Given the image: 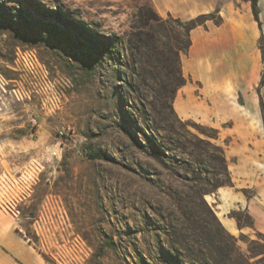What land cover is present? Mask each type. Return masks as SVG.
Masks as SVG:
<instances>
[{
    "label": "rangeland",
    "instance_id": "1",
    "mask_svg": "<svg viewBox=\"0 0 264 264\" xmlns=\"http://www.w3.org/2000/svg\"><path fill=\"white\" fill-rule=\"evenodd\" d=\"M182 1L0 0V264L16 252L44 264H264L249 251L264 231L237 227L231 211L249 217L229 186L201 194L223 175L195 135L223 149L229 139L182 127L167 107ZM18 48L44 71L15 70Z\"/></svg>",
    "mask_w": 264,
    "mask_h": 264
},
{
    "label": "crops",
    "instance_id": "2",
    "mask_svg": "<svg viewBox=\"0 0 264 264\" xmlns=\"http://www.w3.org/2000/svg\"><path fill=\"white\" fill-rule=\"evenodd\" d=\"M181 5L187 13L184 19L217 8L222 22L207 21L190 30L191 43L180 55L186 82L176 89L173 108L182 120L216 129L217 141L229 139L224 154L226 159H234L228 165L233 185L223 193L230 196L233 207L248 212L253 230L264 231V83L260 84L264 75L260 47L264 0H258L260 24L246 1L183 0ZM243 187L254 188L255 195L244 197L237 190ZM217 214L228 230L237 231L231 218L223 212ZM5 264L44 262L35 255L16 252Z\"/></svg>",
    "mask_w": 264,
    "mask_h": 264
},
{
    "label": "trees",
    "instance_id": "3",
    "mask_svg": "<svg viewBox=\"0 0 264 264\" xmlns=\"http://www.w3.org/2000/svg\"><path fill=\"white\" fill-rule=\"evenodd\" d=\"M243 1L249 2L250 7H251V11H252V15H253L254 19L258 22V24H260L259 17H258V15H259L258 0H243ZM208 20H212L215 24H220L222 22V17L219 15V9L215 8L212 11L197 14L196 16H194L188 20H185V21H180V20L175 21L177 23V25L184 30L185 37H186L185 40L183 42H181L180 45L177 46L178 50H177L176 67H175L176 74H177V83H176L177 87L186 82V78L182 75V72H181L180 55H181V53H185L187 51V49L191 43L190 36H189L190 30L197 27V26H201V25L204 26ZM261 51H262V56H263L264 55V48L263 47H261ZM263 83H264V75H262V77L260 79V84H263ZM173 98H174V92L168 96L167 107L169 109V112H170V114L174 120H176L182 127L186 128L187 122L182 121L177 116V114L173 108ZM211 130L213 131V134H208L207 137L217 139L218 138V131L214 128H211ZM195 137H197V139H199L203 143L207 144L214 151V152H212V154H210L208 156L209 165L212 169L211 173H213L214 175H216L218 173L223 175V178L216 179L210 188L201 190V194L203 195L206 193L215 192L218 188L223 187V186H232L233 183H232L230 172L228 170V165L226 162V158L224 155V149L222 148V146H219L215 143H212L209 140L200 139L196 135H195ZM89 157L92 159H96V158H103L104 155L101 154L97 150H92V152L89 154ZM198 162L200 163L202 161H199V159H198ZM195 179H199V178L197 177ZM205 206L207 207V210L211 213V215H213V217H215L214 212L211 209V207H209L206 203H205ZM246 213H247V216L249 217V222H247L246 224H242L240 222V220L235 216V212L231 211L229 213L230 217H234L236 219V225L239 229H242L244 226L253 227L252 217L248 214V212H246ZM257 236L264 238V234H262L260 232H257ZM111 244L113 245V241L110 242V245ZM249 251H250L251 256H256L258 254H262V256L264 257V244L261 246L260 249H258V248L257 249H250ZM189 262H191V261H189Z\"/></svg>",
    "mask_w": 264,
    "mask_h": 264
},
{
    "label": "built area",
    "instance_id": "4",
    "mask_svg": "<svg viewBox=\"0 0 264 264\" xmlns=\"http://www.w3.org/2000/svg\"><path fill=\"white\" fill-rule=\"evenodd\" d=\"M15 55L16 57L13 65L15 70L27 71L31 74L44 71V67L37 61L33 50L18 48Z\"/></svg>",
    "mask_w": 264,
    "mask_h": 264
}]
</instances>
